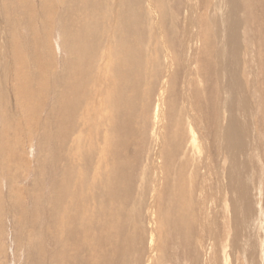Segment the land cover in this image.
<instances>
[{"label":"bare ground","instance_id":"bare-ground-1","mask_svg":"<svg viewBox=\"0 0 264 264\" xmlns=\"http://www.w3.org/2000/svg\"><path fill=\"white\" fill-rule=\"evenodd\" d=\"M7 1L0 0L5 44L2 50L0 45L5 77L0 78L1 112L9 110L3 84L10 76L17 80L10 88L15 111L21 109L19 98H47L48 104L39 109L43 116L38 120L33 113L38 127L42 126L37 164L48 161L54 168L60 166L56 170L62 180L55 192L48 181L47 197L55 203L53 220L40 208L48 190L40 185L44 164L38 175L37 164L33 168L36 176L32 187L25 188V203L13 188L7 190L5 202L4 193L0 194V214L12 215L14 248L20 252L21 264H126L131 237L140 253L127 264H151L153 254L162 260L163 243L156 242L159 232L171 231L167 235L174 233L172 243L192 247L195 237L202 235L196 232L194 216L197 212L203 216L211 196L229 213V224H219L215 213L204 227L210 245L206 253L214 252L213 258L208 256L211 264H223L220 247L225 240L231 251L246 246L245 258L261 264L264 246L260 243L263 249L259 248L250 232L246 235L241 229L248 230L254 220L261 223L264 214V196L260 193L257 199L249 173V162L257 158L258 163L261 158L256 156L264 152V0H38L36 9L28 0L29 11L25 6L23 13V0ZM17 9L23 18L11 11ZM54 15L58 32L56 43H51ZM36 41L45 54L43 64L33 53ZM23 43L31 44L30 49ZM246 45L256 46L251 52L252 70L242 56ZM97 56V63L88 67ZM56 66L62 70L55 71ZM245 72L252 73V84L247 85ZM20 73L27 80L25 93ZM55 73L66 86L55 87ZM170 85L167 102L163 93ZM250 86L257 94L251 93ZM153 87L161 92L150 114V160L138 168L140 151L130 150L129 141L135 143L139 132L126 135L125 130L134 126L139 107ZM89 91L93 98H85ZM191 98L204 103L199 105V119ZM37 107L39 101L33 109ZM158 117L166 119L164 125L156 124ZM1 118L6 132L16 124L13 113ZM90 129L93 133L85 137ZM254 131L251 154L247 145ZM5 143L0 138V157L7 151ZM10 145L14 148L16 143ZM77 160L82 167L76 169ZM5 161L0 160V167ZM83 177L86 181H80ZM212 179L218 183L217 190ZM147 182L151 185L145 192ZM212 190L219 194L212 195ZM196 243L201 245V240Z\"/></svg>","mask_w":264,"mask_h":264},{"label":"rangeland","instance_id":"rangeland-1","mask_svg":"<svg viewBox=\"0 0 264 264\" xmlns=\"http://www.w3.org/2000/svg\"><path fill=\"white\" fill-rule=\"evenodd\" d=\"M10 1L11 0H8L7 2L10 3ZM32 1H33V4H32L33 8H35L34 4L36 5V2H38V0H36V1L32 0ZM19 2H20V0H19ZM22 2H25V5H23L21 7L22 8V10H21L22 12L19 9L14 10V11L11 10L13 12V14L15 16H17L18 18H20V17L23 18V14H21V13L25 12V11H23L24 10L23 8L25 6H26V9H27L26 10L27 12L29 11V8H30V7L27 8L29 6L28 4L26 5V3H28V0H23ZM31 9H32V7H31ZM1 19L2 18H0V20ZM55 19L56 18H55V15H54L52 17V20L50 21L51 28H54ZM30 24H32V23H30ZM2 25H3V23H2ZM0 26H1V24H0ZM21 26L23 28L27 27V26H23V25H21ZM252 28H253V26H252ZM21 31H22V28H21ZM57 32H58L57 28H54L52 31H50L49 40H51V43H52V41H53V43L54 42L56 43V41H54V40L56 38ZM39 36H41V35H39ZM23 39H25V37H23ZM0 45H1V50H2L4 48L5 44H4V37H3L2 33H1V29H0ZM24 46H26V44H24ZM247 46H248V48H246V50L243 51V55L242 56H243V58L246 61L249 60L247 64H248V66H250V69L252 70L253 65H255V64L251 60V54H252L251 52H252V47L255 48L256 46L254 47V46H251V45H246V47ZM26 47L30 49L31 44L27 45ZM34 47L37 50V52L36 51L33 52L37 56L36 60L39 63L43 64L44 63L45 54H43L42 48L40 50V46H38L37 41H36V44L34 45ZM53 48H54L53 49L54 52L58 53V52H56L55 47H53ZM54 52L52 51L53 55H54ZM97 58H98V56L95 58V60L93 62H91L88 65V67L90 65H93V63L95 61L97 63ZM24 59L26 60L27 58H24ZM46 65L44 67H46ZM95 66L97 68V64H95ZM148 67H150V66H148ZM54 70L59 72L62 69H59V66H56L54 68ZM3 75H4V71L0 69V78L1 79H5V77H3ZM19 76H20L19 83L22 85L24 93H25L26 92V90H25L26 83L25 82H27V80L23 76L22 73H20ZM251 76H252V73L245 72V75L243 74V77L244 78L246 77V79L248 81L247 85L252 84V80L251 79H253V78H251ZM16 81H17L16 79H12V76H10V81L8 80L7 84L5 82L3 84L4 85V90L6 92V95L4 96V99L7 100V102H8L7 107H9V108H7V109H9V110H4V112L2 113L1 112V107H0V131H1L0 132V138L3 139V141L4 140L6 141V143H5L6 146L9 144L8 147L5 146V148H7L6 149L7 151L5 149H3L2 152L4 153L6 151L7 153H10L11 155L7 154L5 152V154L1 155V157H0V160H2V161H5V160L8 159L7 162L9 163V164L7 163L5 166H3V167H6V168L0 167V187H1L0 194H1V192L4 193L2 196H3V201L5 202L6 200H4V199H7L9 194H10V193H7V190L13 188L12 192L14 191L15 195H18L20 197L19 199H21V201L25 203V200H26L25 188L26 187H28V188L32 187V179L36 175H38V173L40 172V166L42 164H44L45 165V171L43 172L42 182H41L40 185L48 186V190H47V192L45 194H43L44 199L41 200V202H40V204H41L40 208L42 210H44V212H46L48 214V216L50 215L49 220L50 219L53 220L54 217H55V215H54V213H55L54 212L55 203L54 202L51 203V201L48 200L49 197H47L48 193H49L48 181L50 180L52 191L55 192L57 187H58V184L60 182H62L61 177H60V172L56 170V169H59L60 166L57 167V168H54L52 165L49 164L48 161H46V162L40 161L37 164V158L41 155V152H42V145L40 144V135H41V132H42V126H41V128H39L36 118L33 117V115H34L33 113L36 114L38 120L40 119L41 116H43L42 115L43 112H40L39 109L42 108V106L44 108L45 104H48L47 103V98H45L44 96H41L40 98H29L28 97L29 99L28 98H22V99L19 98L20 102H21V105H20L19 108H21V109H19L18 111H15V107H16L15 99H14L15 97H14V94H12V90H10V88H11V84L16 83ZM52 82L54 84L56 83L55 87H62L64 85L66 86V82L65 81L60 82V79H59L57 73L52 75ZM248 88H251V86L248 87ZM247 91H250V89H248ZM160 92H161L160 88L153 87L150 90V93L145 95L146 98L143 99V103L139 107L137 118L135 120L134 126L128 127L125 130L126 135L129 134L130 131L137 130L139 132V135L135 139V143H133L132 141H129L130 150L133 149V148H136L137 151H140V157H139L138 165H137L138 168H140L142 165H146L148 163L147 160H150V158L148 159V157H147V151H148V149L150 147V144H151V138H150L151 124H150V120L152 118V115H150V114H152V106L154 105L155 100L158 99V95H159ZM249 93L250 92H248V94ZM251 93H252V88H251ZM252 94H257V92H254ZM163 97L167 100V102L169 101V98L171 97V85L163 93ZM85 98H93L92 97V92L89 91L88 94L85 96ZM191 100L194 103L195 114H196L197 118L199 119V116H200V113H201V111L199 110V105H203L204 103H202V102L197 103V100L195 98H191ZM37 101H39V107H37V109H33L35 107V104H36ZM92 101L93 100L91 99L89 104L92 103ZM252 102H254V98H252L251 103ZM29 110H31L32 114L30 113ZM263 110H264V105L262 107V112H263ZM150 111H151V113H150ZM6 112H8V114L11 115V116H12V113L14 114V118H15V122L14 123H16V124H13L10 128H8L7 132L5 131V127L3 125V120L1 118V115L5 114ZM183 112H185V111L183 110ZM105 113H107V110L105 111ZM249 114H252V116H253L252 110H251V113H249ZM167 115H168V117H172V114H167ZM248 115H246V116H248ZM21 116L24 117V118L21 119ZM237 118L242 119L243 116L239 115V116H237ZM165 122H166L165 118H164V122H163V120L158 117V119L156 121V124L161 123L162 125H164ZM34 123H35V127L33 126ZM15 126H16V128H15ZM28 127H29V129H28ZM71 132H72V127H71ZM89 132L93 133L92 129H90L89 131H87L85 133V137H87V134ZM16 137H17V139H15ZM255 137H256V132L254 131V132H252L251 137H249L250 138V144L247 145V150H249V152L251 154H254V152L253 153L251 152V147H252V143H253ZM4 138H6V139H4ZM24 140H25V142H24ZM30 140L35 142V145H33V142L31 143ZM15 143H16V145H14L15 146L14 147L13 144H15ZM21 143H23V144H21ZM254 143H255V141H254ZM10 144H12V146L14 148L9 147V146H11ZM17 144H19L20 146H18ZM8 148L10 150H8ZM15 148H17V149H15ZM12 149L15 150V151L17 150V151L13 152ZM18 149H20V150H18ZM11 152H13V153H11ZM129 153L133 154L131 152H129ZM18 154H19V158H18ZM43 155H47V152L44 151ZM245 155H246V157H247V155H249V157L251 156L249 153H246ZM245 155H243L242 157H245ZM13 156H14V158H13ZM11 157L13 158V160H11ZM256 157H259L261 159L257 163L256 162L257 160L255 161V159H257V158H255V159L251 158L253 160H251L252 162L251 161L249 162V166L252 165L251 170L249 171V173H252V175H253V179H252L253 189L252 190H253L254 194H256L257 199L259 200V198L261 197L260 193L263 194V196H264V152L261 153V156L259 155V156H256ZM25 158H26V160H25ZM213 158H215V155H213ZM19 159H21V160H19ZM10 161H13V162H11L12 163V166H11L12 168L11 169H9L10 168L9 166L11 165ZM78 161L79 160L75 161L76 169L82 167L81 165L78 164ZM36 164H37L38 172L34 176L33 168L35 167ZM256 166H260L261 168L258 167V170H256ZM8 169H9V171H8ZM9 172L11 173L10 176H12V177L15 176L14 179L12 177H10V176L8 178L7 175L9 174ZM139 172H140V170H138V173ZM12 173L15 174V175H13ZM249 173H248V175H249ZM90 174H91V171H90ZM22 176H26V180L28 178H31V180H29L27 182H26V180L22 181L23 180ZM149 177L152 178V176H149ZM8 179H9V181H8ZM12 179H13V181H12ZM77 179H78V177H77ZM212 180H213V184L214 185L218 184L217 182L215 184V181H214L215 179H212ZM80 181H86L85 177L80 179ZM256 181H257V183H256ZM70 183H72V182H70ZM150 185H151V182L150 183H148V182L146 183L147 188L145 189V192L148 190V186H150ZM214 185H213V188L215 187L216 190H217L218 189V185H216V186H214ZM255 185H256V187L254 188ZM16 186H18V187H16ZM2 188L6 189V190H4ZM21 188H23L22 191H21ZM256 191L259 193L260 196L257 193H255ZM6 193H7V195H6ZM213 194L214 195H218L219 193L216 194L215 190H212V195ZM4 195H6V197ZM64 201H65L66 205H69V202H70L69 195H66L64 197ZM261 201L264 202V197H263V199ZM207 205H208V208L205 211L206 214L204 213L202 217H201L200 214H198V212L196 210H194V213L197 212L195 214V216H194V218H195V220H194L195 221V223H194L195 224V229H197L196 230L197 233L200 231L202 233V235H197L195 237V243L192 244V247L191 248H187V245L183 244V242L182 243L181 242L180 243L179 242L178 243H176V242L172 243L173 238L175 236L174 233H171V235H167L171 231H169V232L167 231L166 234L164 232H159V234H158V236L156 238V242L161 241L163 243L162 247H163L164 250L162 251V256H161L162 260H159L158 256L155 257L156 254L155 255L153 254V256L155 258L153 256L151 257V258H153L150 261L151 264H161V263L162 264H211L210 260H212V259H210V258L208 259V256L210 254L209 257L213 258V256H211V255H213L214 252L210 251V253L209 252L206 253V249H209L210 245L208 244L207 239L205 238V234H206V229L205 228H207V226H208V224H207V221L209 219L208 217L211 216V214H215L216 213L217 214V216H216L217 218L216 219H218L217 221L219 222V224L221 222L226 224V221L229 224V220H228L229 219V213L226 211L225 207L222 208V206H221V204H219V200H218V198L216 196L208 197L207 198ZM30 207H32V206H30ZM46 208H47V211H46ZM132 208H133V206H132ZM207 210L209 212H207ZM2 216L3 215L0 214V221H1L0 224H1V226L3 227V224H5V223L7 225L6 226L4 225V228H2L0 226L3 229L2 230L0 228V239H1L0 240V246H3V248H2V250L0 252V254H1L0 257L2 256L0 258V264H21L22 257H21V255H18V253H20V252L19 251L17 252V249H15L16 248V244L14 243L15 240H14V238L12 236L13 232H14V228H13L14 223H13V220L11 218L12 215L10 214V216H7V215L6 216L4 215L3 217ZM199 216H200V218H199ZM196 218H198V219H196ZM2 220L4 221V223H2ZM259 223H260V221L256 222L254 220L253 224L249 223L248 230L244 229L246 226H244L243 229H241V230H242V233L246 234V235L248 234V232H250L249 234L252 236V238L256 239L255 241L260 246L259 248L263 249L260 243H262V245L264 246V214H263V217H262V220H261L262 224L260 223V225H259ZM9 225H10V227H9ZM157 225H159V224L157 223ZM258 225H259V227H257ZM10 228H11V231H10ZM127 229L129 231V225H127ZM1 230L3 232L6 231V230L7 231L5 233H1ZM230 232H231V229H230ZM225 233H226V229H225ZM6 234H8V235H6ZM1 236H2L3 240L1 238ZM4 236H5L6 241L4 239ZM6 236H7L8 239L6 238ZM169 236H171V237H169ZM131 238H132V241H133V246H132V248L130 250V253L128 255L127 263H129V261L132 258L137 257L139 255V253H140V251L138 250V247H137V243H136L135 237H131ZM9 239H10V241H9ZM175 239H176V237H175ZM198 239L201 240V245L196 243V241H198ZM11 245H12V247H11ZM239 246H242L241 251H234V250L231 251L227 240H225L224 244L220 247L221 248V253L224 255L221 263H223V264H247V263L252 264L249 259L245 258V256H246V253H245L246 246H244V245H239ZM8 248H10V249H8ZM12 248H14L13 249L14 251L12 250ZM0 249H1V247H0ZM7 249H8V251H7ZM12 252H14L17 256L14 255ZM259 254H260L259 258H260V256H263V258H264V255H261L262 253H259ZM145 255H147V251L146 250L144 251V254L142 255V257L145 258ZM15 258H16V261H15ZM207 260H209V263H208ZM101 264H107V263H104V261H102ZM141 264H142V262H141ZM261 264H264V260H262Z\"/></svg>","mask_w":264,"mask_h":264}]
</instances>
